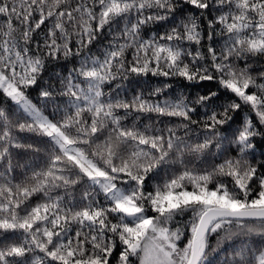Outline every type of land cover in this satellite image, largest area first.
Returning <instances> with one entry per match:
<instances>
[{"label": "snow or ice", "instance_id": "snow-or-ice-1", "mask_svg": "<svg viewBox=\"0 0 264 264\" xmlns=\"http://www.w3.org/2000/svg\"><path fill=\"white\" fill-rule=\"evenodd\" d=\"M163 21L167 29L145 39L146 26ZM105 30L113 39L102 60L82 57L60 87L41 84L47 60L79 56ZM255 57H264V0H0V236L18 237L0 245V264H216L220 251L222 264H264L255 142L264 138V68L254 76L250 63L237 66ZM149 73L219 87L194 101L161 100V88L131 99L104 91ZM221 89L237 98L223 111L211 103ZM242 106L250 114L233 128L230 113ZM146 113L177 122L137 126ZM14 149L33 159L21 164ZM172 165L183 170L146 189ZM253 236L256 246L231 243Z\"/></svg>", "mask_w": 264, "mask_h": 264}, {"label": "trees", "instance_id": "trees-1", "mask_svg": "<svg viewBox=\"0 0 264 264\" xmlns=\"http://www.w3.org/2000/svg\"><path fill=\"white\" fill-rule=\"evenodd\" d=\"M17 4L20 3V0H16ZM185 12L184 15H188L187 9L189 6H184ZM47 23V22H46ZM206 25V22H205ZM169 26V22L163 21L155 24H149L146 26V35L145 33H142L144 35L145 39L149 38L153 33H163L167 27ZM44 29V26H42V30ZM37 30L39 35L35 37V40H39L41 43H43V31ZM113 39L112 35L109 34L106 30L103 34H101L97 40H94L92 44L88 45L87 47L81 49L79 56L69 57L68 59L63 58L62 56L60 59L57 60H47L45 64V69L42 72L43 80L41 81V84L44 86H47L48 84H51L54 87H60V77H67L68 73L73 69V67H78L80 60L82 57H89L92 59H103V54L105 49L107 48L109 42ZM35 40L32 44V47L35 48ZM216 40L218 41L217 47L219 48V43H222L221 38L217 37ZM118 42H123L122 40ZM203 51H206L207 48V39L205 37V40L202 41ZM73 51H75V41H73ZM131 49H129L126 52V56L130 58ZM245 63H250L252 65L250 72L252 75H256L262 68H264V57H255L252 60H241L237 62V66L243 68L245 66ZM168 84L170 87L164 88V85ZM218 84L215 81H203L199 84H189L186 80L179 77H170L165 78L163 76H153L151 73H149L147 76L140 75H130L127 79H120L117 78L116 80L111 81L110 83L106 84L104 86L105 93H108L110 90L113 95H115L116 92H119L121 97H126L128 99H131L133 95L136 93H142L147 98L149 96V93H152L155 89L161 88L164 89V93L159 95V99L163 100L165 98H168L170 100H177L181 98H185L188 100H195L197 96L199 95H208L212 91H217ZM31 97L35 98L38 96V89L32 88L30 90ZM156 97H153L155 99ZM232 99H237L233 97L231 94H225L224 91L221 89L220 94L218 97H213L211 103L217 107V110L223 111V108H221V105H227ZM199 112H203V109H200L198 107L197 109ZM121 114H123L121 112ZM250 114V111L247 106H242L241 110H238L236 112L230 113V115L233 116V120L231 121V125L233 128L238 127L241 125V123L244 121L245 117ZM251 115L254 118V113H251ZM196 118V117H194ZM159 121H164L167 123H176V118H169V117H158L155 113H146V114H140V119L137 123V126H143V125H154V126H160ZM126 124L131 125L133 123V117H129L128 120L125 121ZM228 125L224 126V129H227ZM224 129H221L223 131ZM22 142L24 143H34L38 144L41 147H43V143L40 138L32 136L29 133L26 132H19L16 133ZM255 142L257 145L256 148V154L257 159H260V153L264 151V138L256 137ZM14 152L16 153L15 158L21 163L25 162H31L33 159V153L31 152H24L23 150L14 149ZM187 159L190 161L189 166L199 168L202 166V161L196 159L193 156H188ZM177 168H179L181 171L182 166L180 165H172L169 166V169H166L165 171H161L160 175L158 177H150L146 181V189L149 191H153L156 185H162L165 181L166 177V171H174ZM19 171V169H17ZM82 191V186L77 185L74 191V195L78 198L80 195V192ZM115 222V221H113ZM6 237V239H5ZM247 239V245L243 243V241ZM18 242V237L15 234H5L4 236H0V245H3L5 243H13ZM186 242V241H184ZM183 243V242H182ZM181 243V246H182ZM210 243L215 246L216 239L215 237L212 238ZM235 247H244V246H256L259 243V237H251V238H242L237 237L234 238V240L231 242ZM225 248H228V245H225ZM231 249L229 248V252ZM119 248H117L116 252L114 253V256H118ZM42 255V254H39ZM225 252L220 251L219 254H214L213 259L216 261V264H222V261L224 259ZM35 260L36 257H33ZM113 264H115V261L113 260Z\"/></svg>", "mask_w": 264, "mask_h": 264}]
</instances>
